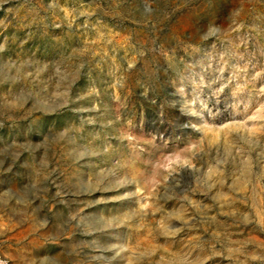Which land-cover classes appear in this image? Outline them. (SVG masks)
Returning <instances> with one entry per match:
<instances>
[{"label": "rangeland", "instance_id": "1", "mask_svg": "<svg viewBox=\"0 0 264 264\" xmlns=\"http://www.w3.org/2000/svg\"><path fill=\"white\" fill-rule=\"evenodd\" d=\"M0 264H264V0H0Z\"/></svg>", "mask_w": 264, "mask_h": 264}]
</instances>
